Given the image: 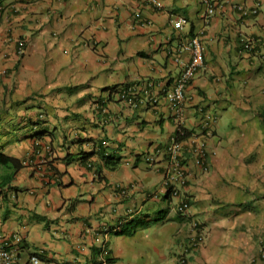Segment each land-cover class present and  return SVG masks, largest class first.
I'll return each instance as SVG.
<instances>
[{"label": "crops", "instance_id": "1", "mask_svg": "<svg viewBox=\"0 0 264 264\" xmlns=\"http://www.w3.org/2000/svg\"><path fill=\"white\" fill-rule=\"evenodd\" d=\"M210 1L207 17L204 0H0V147L23 161L16 189L0 194V245L9 241L16 264L32 254L181 264L186 248V264H264V0ZM193 36L205 65L179 112L167 93ZM130 82L131 98H109L106 88ZM154 94L156 104L144 101ZM177 120L207 153L205 169L184 150L183 193L207 231L200 246L190 218L164 199ZM101 141L122 156L113 169ZM242 182L250 196L238 200ZM141 214L161 220L115 234Z\"/></svg>", "mask_w": 264, "mask_h": 264}, {"label": "built area", "instance_id": "2", "mask_svg": "<svg viewBox=\"0 0 264 264\" xmlns=\"http://www.w3.org/2000/svg\"><path fill=\"white\" fill-rule=\"evenodd\" d=\"M207 5V17L214 14V7L210 0H204ZM258 12V7L253 10V13ZM186 19L180 17L174 23L175 27L179 30L184 28L186 24ZM25 40H20L17 54L22 55L25 51ZM187 48L191 51V60L185 66L181 72L174 87L168 91L167 97L170 102L174 105L176 111H180V106L186 100L185 90L188 83L194 78V76L204 67V49L199 36H193L189 39ZM131 89H124L120 92L121 98L128 100L131 98ZM159 95H147L144 99L149 105H154L158 102ZM182 120H177V127L180 128ZM213 117L206 116L203 118V127L206 133L209 135L213 134ZM184 134V133H183ZM188 149L194 157L195 163L202 168L206 169V157L207 153L205 150L204 143H202L197 136H187L184 139H180L178 136L173 135L168 146L167 152L169 155V163L167 171L165 172V183L164 186L167 188V192L170 190L171 197L177 204V210L184 217H189L191 221V226L193 229V236L191 241L194 246H200L204 243L206 239V228L205 226L192 215V204L188 197L183 193V189L188 181V161L184 154V150ZM148 162H154V155H149L147 157ZM188 248L185 249L182 257L180 258L181 264H186V252ZM16 254L10 248L9 241L0 245V264H16ZM27 264H88L75 259L72 260H49L44 259L40 254H32L29 258ZM95 264H106L105 256L102 255L100 260Z\"/></svg>", "mask_w": 264, "mask_h": 264}, {"label": "trees", "instance_id": "3", "mask_svg": "<svg viewBox=\"0 0 264 264\" xmlns=\"http://www.w3.org/2000/svg\"><path fill=\"white\" fill-rule=\"evenodd\" d=\"M133 85L132 82L124 83L122 85H114L113 87H108L105 90L108 91L109 98H112L115 93H120L124 89H129ZM184 133V134H183ZM180 139H184L187 136L191 135V132L185 129L183 126L177 128L175 133ZM106 141L99 142L96 146L99 147L98 155L100 158L104 159L107 166L111 169L115 168L122 156L117 155L115 152H109L106 147H104ZM93 153L84 154L82 160L87 161ZM23 161L20 158L9 156L4 152V149L0 147V194L7 195V189L15 190L16 188L11 185L17 173L22 169ZM2 171V172H1ZM100 174V169L97 170ZM171 199L170 190L164 196V199ZM162 213V212H161ZM154 220L157 222L161 220V217L151 218L149 215H135L130 217L129 220H125L114 229L115 234L117 235H133L139 228V226H146L150 221Z\"/></svg>", "mask_w": 264, "mask_h": 264}, {"label": "rangeland", "instance_id": "4", "mask_svg": "<svg viewBox=\"0 0 264 264\" xmlns=\"http://www.w3.org/2000/svg\"><path fill=\"white\" fill-rule=\"evenodd\" d=\"M240 184V183H239ZM240 188L236 191V198L238 199V200H241V199H243V198H246V197H249L250 195L248 194V192L246 191L247 189H246V182H242L241 184H240Z\"/></svg>", "mask_w": 264, "mask_h": 264}]
</instances>
